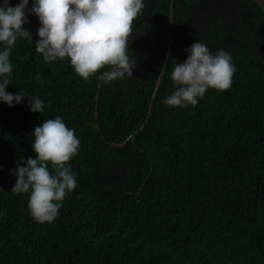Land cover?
Returning <instances> with one entry per match:
<instances>
[{
	"label": "trees",
	"instance_id": "1",
	"mask_svg": "<svg viewBox=\"0 0 264 264\" xmlns=\"http://www.w3.org/2000/svg\"><path fill=\"white\" fill-rule=\"evenodd\" d=\"M144 2L129 37L132 78L107 84L84 81L67 59L45 63L35 51L41 25L26 13L32 38L12 48L6 91L37 96L45 109L31 112L28 97L0 102V264H264V13L254 0H174L151 115L124 144L145 122L169 37L170 0ZM196 41L231 53V87L169 108L172 67ZM57 116L80 140L68 162L77 188L40 224L27 195L11 191L10 170L35 158L31 133Z\"/></svg>",
	"mask_w": 264,
	"mask_h": 264
},
{
	"label": "clouds",
	"instance_id": "2",
	"mask_svg": "<svg viewBox=\"0 0 264 264\" xmlns=\"http://www.w3.org/2000/svg\"><path fill=\"white\" fill-rule=\"evenodd\" d=\"M29 2L0 3V102L15 107L28 97L31 112L45 109L37 96L29 97L21 89L16 94L6 91L15 67L10 61L12 48L18 38H32L22 27L29 22L28 15H35L41 25L35 51L45 63L67 59L84 81L93 76L105 84L132 78L137 59L128 54L129 37L132 22L145 7L144 0H32L31 7ZM185 52L187 58L177 62L170 73L174 91L163 100L169 108L195 107L209 89H229L236 71L226 49L213 53L196 41ZM36 80L43 82L39 75ZM31 135L35 158L15 161L16 167L10 170L16 177L11 191L27 195L33 220L51 223L65 198L77 188L78 174L68 162L78 154L80 140L60 116L44 120Z\"/></svg>",
	"mask_w": 264,
	"mask_h": 264
},
{
	"label": "water",
	"instance_id": "3",
	"mask_svg": "<svg viewBox=\"0 0 264 264\" xmlns=\"http://www.w3.org/2000/svg\"><path fill=\"white\" fill-rule=\"evenodd\" d=\"M254 1L258 5V7L262 10V12L264 13V3H263V1L262 0H254ZM173 6H174V0H170L169 37H168V41H167V46H166L164 60H163L162 67H161V72H160V74H159V76H158V78H157V80L155 82L154 89H153V92L151 94L150 103L148 105L147 116H146L145 122H144L143 126H141L139 128V130H137L135 133H133L131 136H129L125 140L124 144L126 142H128V141L133 140L135 135H137L143 129V127L148 123L149 117L151 115L152 107H153V104H154V101H155L156 91H157L158 86H159V84L161 82L162 75H163V73H164V71L166 69L168 58H169V55H170V52H171V40H172V33H173ZM96 126H97V130L100 131L98 124ZM124 144L118 145L117 147H121Z\"/></svg>",
	"mask_w": 264,
	"mask_h": 264
},
{
	"label": "bare ground",
	"instance_id": "4",
	"mask_svg": "<svg viewBox=\"0 0 264 264\" xmlns=\"http://www.w3.org/2000/svg\"><path fill=\"white\" fill-rule=\"evenodd\" d=\"M97 107V106H96ZM129 142V141H128ZM126 144V143H125Z\"/></svg>",
	"mask_w": 264,
	"mask_h": 264
}]
</instances>
